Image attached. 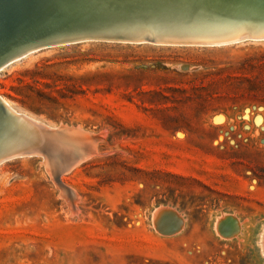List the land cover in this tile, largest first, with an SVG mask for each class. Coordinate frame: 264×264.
Listing matches in <instances>:
<instances>
[{"label": "rangeland", "instance_id": "374dc122", "mask_svg": "<svg viewBox=\"0 0 264 264\" xmlns=\"http://www.w3.org/2000/svg\"><path fill=\"white\" fill-rule=\"evenodd\" d=\"M74 1L55 0L57 17L48 11L56 37L130 35L140 26L134 42L59 44L24 56L50 44L32 42L45 15L38 29L29 16L18 32L0 23V64L20 57L0 71V98L50 127H81L98 139V153L62 177L79 195L74 206L43 164L65 166L57 150L75 158L86 146L59 138L27 148L0 114V264H264V40L209 46L203 35L168 46L143 38L174 33L176 18L192 28L236 17L231 32L261 21L263 29L264 0L137 15H81Z\"/></svg>", "mask_w": 264, "mask_h": 264}, {"label": "bare ground", "instance_id": "6f19581e", "mask_svg": "<svg viewBox=\"0 0 264 264\" xmlns=\"http://www.w3.org/2000/svg\"><path fill=\"white\" fill-rule=\"evenodd\" d=\"M55 0H53V3H54ZM68 0H66L67 2ZM233 1H237V0H76L74 1L75 3H73V7L75 8V10H77L78 12H84L82 13L81 15H84L85 12L91 10L92 12L96 11L98 12L99 14V11L105 12V10H110V11H113L114 10H127L129 12H131V14L135 13L136 12V15H137V12L140 13L142 11H144L145 8H149L151 10V8H156L158 9V11H160L159 9H166L167 13L170 14V12L174 11V12H178L180 10H182V12H186V10H189L188 12L190 13V10H193V9H198L199 8V11L200 9H205V8H208V9H212L214 7H217V6H220V5H224L223 7H225V4L226 3H229V2H233ZM239 1V0H238ZM241 1V0H240ZM70 2V1H69ZM58 3V2H57ZM60 3V2H59ZM61 3H64L65 2H61ZM108 3V5H107ZM256 3V2H255ZM56 4V2H55ZM63 4V6H64ZM110 4V5H109ZM242 4V2H241ZM244 4V3H243ZM242 4V5H243ZM259 4V3H258ZM257 4V6H258ZM47 5V4H46ZM66 5V4H65ZM69 6H71V4H68ZM232 5V4H231ZM230 5V6H231ZM246 5V4H245ZM248 5V4H247ZM256 5V4H255ZM264 5V4H262ZM37 6L39 9H42L44 8L45 6V0H37ZM54 7H56L55 5H53ZM52 6V7H53ZM61 10H62V6L59 5ZM236 6V5H235ZM53 7V8H54ZM67 6H65L66 8ZM151 7V8H150ZM241 7V6H240ZM262 7V6H261ZM18 8L20 10V13L27 17L24 13V11L21 9V6L20 4H18ZM46 8V7H45ZM58 8V9H60ZM72 8V9H74ZM221 8V7H219ZM234 8V7H233ZM247 8V7H246ZM251 8V7H249ZM255 6L252 7L249 11H253L256 13V8ZM64 9V8H63ZM71 9V7H70ZM71 9V10H72ZM226 9V8H225ZM259 9V8H258ZM47 10V9H45ZM44 10V11H45ZM55 12L56 13V9L54 8ZM154 10V9H153ZM151 10V11H153ZM168 10L170 12H168ZM214 10V9H213ZM217 11H219L218 9H216ZM42 11V12H44ZM53 10H51L52 12ZM63 11V10H62ZM65 11V9H64ZM69 11V10H68ZM74 11V10H73ZM126 11V12H127ZM157 11V13H159ZM164 11V10H163ZM163 11L161 13H163ZM194 11V10H193ZM198 11V12H199ZM212 11V10H211ZM215 11V10H214ZM259 11V10H258ZM59 12V11H58ZM90 12V11H89ZM108 12V11H107ZM122 12V11H121ZM125 12V11H124ZM125 12V13H126ZM148 12V10H147ZM150 12V11H149ZM154 12V11H153ZM152 12V13H153ZM164 12V13H165ZM181 12V11H180ZM179 12V13H180ZM197 12V13H198ZM209 12V11H208ZM260 12V11H259ZM264 12V11H263ZM50 13V12H49ZM48 13V15H49ZM64 13V12H63ZM74 13L76 14V12L74 11ZM91 13V12H90ZM115 13V12H114ZM117 13V11H116ZM128 13V12H127ZM155 13V12H154ZM155 13V14H157ZM173 13V12H172ZM179 13H176V14H179ZM195 13V12H194ZM201 13H203L201 11ZM248 14H245L243 15V18L245 17H248L250 18V16H252L251 13H249L248 11L246 12ZM253 13V12H252ZM45 14V12H44ZM43 14V15H44ZM53 14H50V15H53ZM65 14V13H64ZM69 14V13H68ZM77 14H80V13H77ZM87 14V13H86ZM95 15V13H92ZM104 13H102V17L104 16L103 15ZM110 15V12L108 13ZM113 15V13H111ZM196 14V13H195ZM221 14V13H220ZM49 15V16H50ZM59 15H60V12H59ZM57 15L56 13V17L59 16ZM80 15V16H81ZM101 15V14H100ZM146 15V14H145ZM258 15V13H257ZM71 16V15H70ZM73 16V15H72ZM79 16V15H78ZM88 16H90L88 14ZM86 15V17H88ZM93 16V15H92ZM107 16V15H106ZM116 16V15H115ZM197 16V14L195 15ZM207 16V14H206ZM210 16V15H209ZM223 16V15H222ZM254 17L256 15H253ZM260 16V14H259ZM258 16V17H259ZM264 16V15H263ZM54 16V18H56ZM69 17V15H68ZM85 17V16H84ZM126 17V16H125ZM130 17V16H129ZM199 17V15H198ZM197 17V18H198ZM215 17V16H214ZM240 17V16H239ZM258 17H255L258 19ZM53 18V17H52ZM62 18V17H61ZM83 18V17H81ZM89 18V17H88ZM94 18V17H93ZM92 18V19H93ZM187 18V17H186ZM206 18V17H204ZM210 18V17H209ZM218 19V17H216ZM231 17L229 18H226L224 19L223 21L219 20L218 22L221 21V25L218 26L216 25V23H214V20H213V23H210L209 25H203V27H200L198 25H195L194 27H190V25H187V22L185 23L184 20H179V18H176L178 20L174 21V24H177L179 26H181L180 29H177L174 33H171V32H167V33H150L148 34L149 36H152L155 38V40L159 42H162V43H165L164 45H168L170 43H175V42H179L178 39H193V38H198L199 37H203V35L205 36L204 39H206V42L205 44L207 43V45L211 46L213 43H222L221 45L224 44H229L230 42H241V41H244V40H256V39H259V40H264V27H262L263 29L260 30L259 28V24L262 23V21L259 23L257 21V27L258 29L254 28V26H256L255 22H254V18H252L253 20V24L251 25V28L248 29L247 31H243V30H236L231 32L232 30H234L233 28H237L238 26L240 25H237L238 23H240L239 21H241L240 19L241 18H237L236 17L234 19H230ZM263 18L262 15L260 16V19ZM99 19V18H98ZM185 19V18H184ZM203 19V18H202ZM208 19V17H207ZM213 19V18H212ZM210 18V20H212ZM222 19V18H221ZM90 20V19H89ZM173 20V19H172ZM193 20H194V16H193ZM204 22H206L205 19H203ZM246 20V18H245ZM42 21V20H41ZM52 21V20H50ZM56 21V19H55ZM165 21V20H164ZM168 21V19H167ZM166 21V22H167ZM189 21V20H188ZM196 21V20H195ZM208 21V20H207ZM249 20L245 21V22H248ZM251 21V20H250ZM256 21V20H255ZM170 22V21H168ZM167 22V23H168ZM191 21H189L188 23H190ZM193 22V21H192ZM200 22V20H199ZM202 22V21H201ZM203 22V23H204ZM211 22V21H210ZM242 22H244L242 20ZM27 23V22H26ZM39 23V22H38ZM42 23V22H41ZM172 23V22H171ZM170 23V24H171ZM208 23V22H207ZM97 24V23H96ZM142 24V23H141ZM191 24V23H190ZM194 24V23H192ZM191 24V25H192ZM7 24H5L6 26ZM168 25V24H167ZM176 25V26H177ZM237 25V26H236ZM17 26H21V25H17ZM174 26V25H173ZM249 26V24H248ZM262 26V24H261ZM1 27L3 28V25L1 24ZM28 27V25H27ZM52 27V26H51ZM54 27V26H53ZM61 27V26H59ZM78 27V26H77ZM130 27V26H129ZM143 27V26H142ZM152 27V25L150 26ZM167 27V26H166ZM1 28V30H2ZM7 28V26H6ZM22 28V27H21ZM24 28V27H23ZM33 28V27H32ZM30 28V29H32ZM65 28V27H64ZM156 28V27H155ZM154 28V29H155ZM179 28V27H178ZM246 28L247 25H246ZM59 29V28H58ZM127 29V28H126ZM129 29V28H128ZM232 29V30H231ZM239 29V27H238ZM20 30V29H19ZM148 30V29H147ZM150 30V29H149ZM174 31V29H172ZM6 31V30H5ZM27 31V30H26ZM38 33L40 30H37ZM153 31V30H152ZM256 31H260L259 33L256 32ZM20 32V31H19ZM22 32V31H21ZM25 32V31H24ZM28 32V31H27ZM36 32V31H35ZM33 32V33H35ZM41 32V31H40ZM130 32V31H129ZM149 32V31H148ZM154 32V31H153ZM6 33V32H5ZM1 34V33H0ZM31 34V33H30ZM28 34V36L30 35ZM41 34V33H40ZM58 34V33H57ZM27 35V34H26ZM64 35V34H63ZM128 35V34H127ZM201 35V36H200ZM142 36V35H141ZM35 37V36H34ZM114 37V36H113ZM208 37V38H206ZM214 38L215 40H213L212 38ZM3 38V36H2ZM5 38V37H4ZM8 38V36H7ZM19 38V37H18ZM29 38V37H28ZM31 38H32V35H31ZM26 39V38H25ZM173 39V40H172ZM196 39V40H197ZM4 40V39H3ZM7 40V39H5ZM4 40V41H5ZM136 40V39H135ZM146 40V39H145ZM177 40V41H176ZM16 41V40H15ZM50 41V40H49ZM86 41H92L93 40H84L83 42H86ZM141 41V40H140ZM140 41L137 42L138 44H140ZM14 42V41H13ZM44 42V41H42ZM103 42V41H102ZM109 42H112V40H109ZM115 42V41H114ZM119 42H127L126 40H123L121 39ZM145 42V41H144ZM197 42V41H196ZM6 43V41H5ZM15 43V42H14ZM135 43V44H137ZM142 43V42H141ZM167 43V44H166ZM169 43V44H168ZM191 43V42H190ZM199 43V42H198ZM7 44V43H6ZM20 44V43H19ZM35 44V43H34ZM65 44H70V43H63V44H60V45H65ZM128 44V43H127ZM134 44V43H132ZM232 44V43H231ZM4 45V43H3ZM2 45V46H3ZM17 45V44H16ZM59 45V44H58ZM156 45V44H154ZM173 45V44H171ZM185 45V44H183ZM10 46V45H9ZM40 46V45H39ZM55 46V45H54ZM175 46V45H174ZM185 46H189V45H185ZM215 46V45H214ZM5 47V45H4ZM7 47V46H6ZM15 47V45H14ZM19 47V45L17 46ZM49 47H52V46H46L44 48H49ZM1 48V47H0ZM9 48V47H8ZM12 48V47H10ZM34 47H31V48H28L24 53L23 55L25 56L26 54L30 53L31 49H33ZM7 49V48H6ZM15 49V48H14ZM43 49V48H41ZM38 51V49H36ZM35 51V50H33ZM32 51V52H33ZM1 54V52H0ZM19 57L18 55L14 58H17ZM22 57V56H21ZM14 58L12 59H9L3 63L0 64V71L5 67L7 66L8 64H10L11 62L15 61ZM20 58V57H19ZM18 58V59H19ZM0 103L3 105V107L6 109V112H7V115H3L1 110H0V114L6 118L8 121H10V123L12 124L13 126V136L14 138L16 139V142L22 146H26L27 148H32V149H35L41 145H47V144H52L54 142H56L57 139L59 138H62L64 141H66L67 143L77 147V146H86L84 149H82L80 152L81 155H78L76 156L75 158H71L67 155V153H63L59 150H57L56 152L59 153V154H62L64 156V158L68 161L67 162V165L65 166H61L59 164H54L51 160H44V164L47 168V170L53 174L55 176V179L57 180V183H59L58 185L61 187L62 191L64 192V194H66L67 197L70 198V200L72 201L71 204H73L74 206L77 204L78 200H79V195L74 191V189H72L70 186H68L67 184L64 183V181H62V177L64 176V174L66 172H68V170H71L76 168L79 164H81L80 162L84 159V157L86 155H90V154H94V153H98V139L97 137L95 136L96 134H91L89 132H86L82 129H75V128H70V129H67L65 127H60V128H56V127H50L46 124H44L43 122L39 121V120H35L33 118H31L30 116L26 115V114H23V113H20L18 111H16L15 109H13L6 101H4L3 99L0 98ZM62 125V124H61ZM63 126V125H62ZM72 127V126H71ZM74 127V126H73ZM77 128V127H76ZM6 145V144H4ZM0 146H2V143H0ZM9 146V145H7ZM11 146H9L10 148ZM3 149H6L5 147ZM45 149V148H44ZM79 152V153H80ZM33 153H36L33 151ZM84 155V156H83ZM100 155V154H98ZM40 156V155H39ZM22 157V156H21ZM29 157V156H28ZM92 157V156H91ZM19 158V157H18ZM44 159V158H43ZM42 159V161H43ZM43 163V162H42ZM70 172V171H69ZM66 175V174H65ZM71 206V205H70ZM160 208H163V207H160ZM79 211V210H78ZM171 212V211H170ZM177 213V212H176ZM178 214V213H177ZM180 216V215H179ZM161 218V217H160ZM182 218V217H180ZM175 219V218H174ZM183 220V219H182ZM166 221V220H165ZM160 222V221H159ZM238 223V222H237ZM239 224V223H238ZM170 225V224H169ZM240 225V224H239ZM238 225V226H239ZM158 227H159V224H158ZM161 227V226H160ZM159 229V228H158ZM162 229V227H161ZM233 229V227H232ZM240 229V228H239ZM174 230V229H173ZM179 230V229H178ZM181 230V229H180ZM163 231V230H162ZM233 231V230H232ZM179 232V231H178ZM177 232V233H178ZM232 237V236H231ZM264 237V236H263ZM230 239V237H229ZM264 241V239H263ZM264 243V242H263Z\"/></svg>", "mask_w": 264, "mask_h": 264}, {"label": "water", "instance_id": "95a60500", "mask_svg": "<svg viewBox=\"0 0 264 264\" xmlns=\"http://www.w3.org/2000/svg\"><path fill=\"white\" fill-rule=\"evenodd\" d=\"M45 1L47 3V7H46L47 12L44 14L45 15L44 16L42 14V11L37 6V0H0V23H2V24L6 23L7 24L8 33L11 31L18 32L17 25L22 24V26H24L26 24V20L23 18V15L20 13V10L18 8V4H20L21 9L24 11L25 15L30 17L31 27L35 26L37 28L36 25H38V24L36 22L37 21L41 22V20L46 18V20L44 21V24L43 25L40 24V26H39V27L42 26L41 28H39V30L43 29L42 33L40 35L35 36L32 39V42L48 39V40H50V44L40 45V46L34 47L31 50L41 49V48H44L46 46H54V45L63 44V43L80 44L84 40H93V41H101V42L102 41L103 42H109V40H113L115 42H117V41L119 42L120 39H123L126 41L128 40L127 42H134L132 40L135 36H132V35H134L136 33L135 32V30H136L135 26H140V25H132V28L128 29L129 31L133 32L130 35L126 34V33H128L127 30L121 31L122 34H120V33L115 32L114 30L112 31V33H108V32H99L98 30L85 31L83 29H80L79 31L78 30L73 31L70 34L66 33L68 35H65V33L62 32V33H60V36L56 37L55 34L57 32H55V31L50 32V29H49L50 28L49 26L51 25V21H50L49 15H48V11H50L52 6H53V0H45ZM43 16H44V18H43ZM59 22H60V23H58L59 25L68 24V22H63V21H59ZM145 25H147V24H142L141 27L145 26ZM152 25H154V27H156L157 30L162 28V27H157L154 22H152ZM261 28H262V26H261ZM61 30H64V29H61ZM116 30H120V29H116ZM260 30H262V29H260ZM256 32L259 33L260 31H256ZM262 32H264V31H262ZM102 33L109 34L110 36H116L118 34V36H116L113 39H108V37L102 36L103 35ZM62 34H64V35H62ZM63 37H69L70 39H62ZM143 38L146 39L144 44L158 43V41L155 40V38L152 36L147 35V36H143ZM31 50H29V51H31ZM0 110L4 116L7 115L6 109L3 107V105L1 103H0Z\"/></svg>", "mask_w": 264, "mask_h": 264}]
</instances>
